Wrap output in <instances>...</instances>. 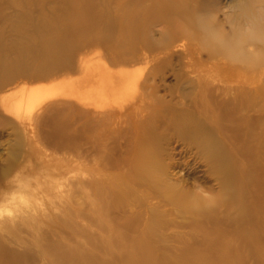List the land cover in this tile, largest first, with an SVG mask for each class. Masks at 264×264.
<instances>
[{
  "label": "bare ground",
  "instance_id": "1",
  "mask_svg": "<svg viewBox=\"0 0 264 264\" xmlns=\"http://www.w3.org/2000/svg\"><path fill=\"white\" fill-rule=\"evenodd\" d=\"M214 1L0 0V264L257 254L264 15L226 35ZM175 142L202 172L197 191Z\"/></svg>",
  "mask_w": 264,
  "mask_h": 264
},
{
  "label": "rangeland",
  "instance_id": "2",
  "mask_svg": "<svg viewBox=\"0 0 264 264\" xmlns=\"http://www.w3.org/2000/svg\"><path fill=\"white\" fill-rule=\"evenodd\" d=\"M264 0H215L214 1V17H216L217 22H219V26H220V30L224 33H226V35H229L231 33V30L229 28L230 24L234 22V20L237 19V17L241 16L242 13L245 12H252V19L254 18V16H256L258 13H261L264 15V8L262 5H260V3H262ZM2 6V5H1ZM0 6V12H9L8 9H3V7L1 8ZM13 6V5H10ZM23 8V5H18L17 10H21ZM236 16V18H235ZM213 17V16H212ZM262 32V31H261ZM258 35L260 37L264 36V31ZM218 34L220 35V33L218 32ZM253 51V54H257L258 56L263 55L264 51H259L258 47H256ZM170 80V79H168ZM176 145L181 146V151L178 153L177 149L175 151H173L174 157H173V163L176 164L178 167L180 166L181 168H183V176H182V180L184 182H186L189 186L192 185V189L197 191L199 190L200 182L197 179H201L202 176V172H200V170L196 167V161L194 159V157L189 153V149L187 148V146L180 144L179 142H175ZM197 178V179H195ZM31 179V178H30ZM197 187H195V186ZM54 192L50 191L49 195H52ZM85 197V195H84ZM174 212H176L174 210ZM176 214V213H174ZM182 231H187L189 230L188 228H183L181 229ZM171 230L167 229L165 232L167 234L170 233ZM157 234H160L161 229L157 228L156 229ZM192 239H190V242L193 241L194 239L196 240H201L203 239L202 237H200L199 235H196L194 237H191ZM253 246H256V244H254ZM259 250L257 251V254H254L253 256L249 255L247 250L244 251V255H245V264H264L263 262H257L256 257L260 256V255H264V245L260 244V246L258 247ZM257 250V249H256ZM37 260H38V256H37ZM39 263V261H38Z\"/></svg>",
  "mask_w": 264,
  "mask_h": 264
}]
</instances>
